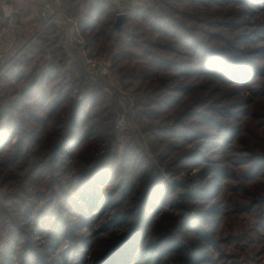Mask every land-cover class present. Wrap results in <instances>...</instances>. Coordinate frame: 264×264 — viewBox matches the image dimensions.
<instances>
[{
    "label": "trees",
    "instance_id": "trees-1",
    "mask_svg": "<svg viewBox=\"0 0 264 264\" xmlns=\"http://www.w3.org/2000/svg\"><path fill=\"white\" fill-rule=\"evenodd\" d=\"M155 1L126 5L120 29L110 0L67 9L137 97L147 146L129 131L121 153L120 94L67 60L63 28L39 16L17 33L0 264H264V0Z\"/></svg>",
    "mask_w": 264,
    "mask_h": 264
},
{
    "label": "built area",
    "instance_id": "built-area-1",
    "mask_svg": "<svg viewBox=\"0 0 264 264\" xmlns=\"http://www.w3.org/2000/svg\"><path fill=\"white\" fill-rule=\"evenodd\" d=\"M115 6L119 7L124 5L127 0H110ZM67 4H63L58 7H51L46 4L42 6L40 11V17L45 20L44 28L53 23H58L64 30L65 35L61 39L60 44L63 50L66 52L68 58L73 57L75 54L79 58H83L85 68L89 74V76L95 81L106 82L108 85L115 91L113 87L117 88L116 79H113L111 76V72L109 67L95 58L91 52H89L87 48V42L82 32L78 28L77 22L74 20H70L67 17ZM131 5L137 6L143 9H152L154 7V3L152 0H131ZM125 14L122 9L117 12V16ZM100 14H93V20L97 21ZM6 21L11 29H16L18 24V15L17 14H8L6 17ZM21 53H19L15 58H18ZM4 58V54L0 52V63ZM13 60V61H14ZM12 61V62H13ZM11 63L6 65L4 68H0V76L5 72V70L9 67ZM118 89V88H117ZM126 99V98H125ZM123 98V100H125ZM130 100V99H129ZM131 101V100H130ZM127 102L132 105V102ZM114 127L116 132L119 135L126 134L130 129L129 119L127 118V113L124 111H120L116 113L114 119Z\"/></svg>",
    "mask_w": 264,
    "mask_h": 264
},
{
    "label": "rangeland",
    "instance_id": "rangeland-1",
    "mask_svg": "<svg viewBox=\"0 0 264 264\" xmlns=\"http://www.w3.org/2000/svg\"><path fill=\"white\" fill-rule=\"evenodd\" d=\"M22 0H20V1H17V0H5V2H7V3H9V4H11V6H12V9L13 10H11V11H9V13H7V12H3L2 11V9H1V7H0V15L2 14V13H7V15L8 14H12V13H14V14H17L18 15V19H19V21H18V24H17V26H16V28H18V26H19V24H20V17H21V15H27L28 17L29 16H32L31 18H35V20H36V18H37V15L38 16H40V11H41V9H42V7L41 8H39V7H37L38 6V4H36V7H35V4H34V2H33V0H23V2H26L25 4H24V7H23V9H21V7L19 8L18 6L19 5H21V4H23L22 2H21ZM153 1V3H154V7L152 8V9H156L157 7L159 8V5L156 3V1L155 0H152ZM69 2L70 1H68V2H64L63 4H66V3H68L67 4V7H68V5H69ZM63 4H61V5H63ZM131 4V0H127V2L124 4V5H121V6H119V7H117V6H115L116 8H117V12H119V10L120 9H122L123 11H125V6L126 5H130ZM46 5V4H45ZM48 5H50L51 7H56V6H52L51 4H48ZM60 5V6H61ZM17 7V8H16ZM30 8H35L34 9V11H36V13L35 12H31V11H29L30 10ZM20 16V17H19ZM67 17L70 19V20H74L73 18H71L69 15H68V13H67ZM30 18V17H29ZM34 20V19H33ZM75 21V20H74ZM117 21V20H116ZM24 22H26V21H24ZM76 22V21H75ZM6 24H7V27L9 28V29H11L10 27H9V25H8V23H7V21H6ZM22 24H25V23H22ZM25 26V25H24ZM23 25L21 26L22 27V29L24 30V31H27V27L25 26L24 27ZM17 36V35H16ZM1 52V51H0ZM1 53H3V52H1ZM19 53H21V52H19V50L18 51H14L13 53H12V56L11 57H9L8 55H6L5 53H3L4 54V58H3V60H2V62L0 63V68H4L6 65H8L9 63H12V61L14 60V58L19 54ZM74 59H79L80 60V62H82V67L84 68V70L86 71V76L87 77H90L89 76V74H88V72H87V70H86V68H85V64H84V61H83V58L81 57V58H79V57H77L76 56V54L73 56V57H70V58H68V56H67V60L70 62H72V61H74ZM111 72V71H110ZM111 76L113 77V79H116V84H117V88L116 87H113L114 89H116L117 90V92L120 94V96H119V108H117V110H116V112H120V111H124L125 110V113H127V118L129 119V123H130V129H129V131L131 132H134V134H135V136H136V141H137V143L139 144V145H141V146H147V141H146V138L144 137V135L142 134V132H141V128H140V126H138L136 123H135V121H134V118H135V116H136V114L138 113V111L140 110L138 107H137V102H136V99H137V97H136V95L135 94H133L132 92H131V90H129V89H127V88H125L120 82L118 83V75H116L115 73L113 74L112 72H111ZM94 82H96L95 80H93ZM112 93H113V91H112ZM123 98L125 99V100H123ZM131 101H130V100ZM132 102V105H130V103H128L127 104V102ZM128 131V132H129ZM115 132H116V130H115ZM126 133V134H124V135H119L117 132H116V135H115V138H114V143H113V145H114V147L119 151V153H121L122 151H123V149H124V146H125V143H126V141H127V136H128V134L129 133ZM196 172H197V169L196 168H194V169H192L189 173H190V175H194V174H196ZM187 173V171H184V172H182V175H187L186 174ZM171 180V179H170ZM175 180H179V179H177V178H175ZM171 182H172V180H171ZM188 187H190V186H188ZM188 192V190H180V192H179V194L180 195H182V194H184V193H187ZM257 258V260L259 261L260 259L258 258V257H256ZM263 263H264V260H263ZM61 264V263H60Z\"/></svg>",
    "mask_w": 264,
    "mask_h": 264
},
{
    "label": "crops",
    "instance_id": "crops-1",
    "mask_svg": "<svg viewBox=\"0 0 264 264\" xmlns=\"http://www.w3.org/2000/svg\"><path fill=\"white\" fill-rule=\"evenodd\" d=\"M17 1H20V0H17ZM68 1H70V0H33L35 7H36V4H38L37 7H39V8H41L45 4H51L52 6L58 7L61 4H63L64 2H68ZM21 2L23 4L19 5L18 7L19 8L21 7V9H23L24 4L26 2H23V0ZM0 7H1L3 12H7V13H9V11L13 10L11 4L5 2V0H0ZM34 9L35 8H30L29 11L36 13V11H34ZM7 13L6 14L2 13L0 15V51L5 53L9 57H11L12 53L14 51H18V44L16 42V35L19 31L23 30L21 26L22 25L27 26L35 18L34 17L31 18L32 16H29L30 17L29 18L27 15H21V17L19 16L21 22H20L18 28L9 29L7 27V24H6ZM37 17H39V16L37 15ZM24 21H26V22H24ZM22 23H25V24H22Z\"/></svg>",
    "mask_w": 264,
    "mask_h": 264
},
{
    "label": "water",
    "instance_id": "water-1",
    "mask_svg": "<svg viewBox=\"0 0 264 264\" xmlns=\"http://www.w3.org/2000/svg\"><path fill=\"white\" fill-rule=\"evenodd\" d=\"M124 17H125V14L119 15V16L117 17V21H116V23H115V27H116L117 29H120V28H121V25H122V22H123Z\"/></svg>",
    "mask_w": 264,
    "mask_h": 264
}]
</instances>
